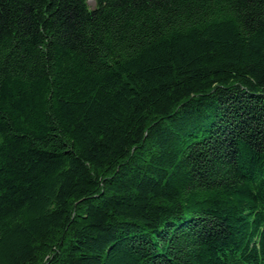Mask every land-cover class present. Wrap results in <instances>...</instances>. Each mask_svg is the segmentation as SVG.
Returning <instances> with one entry per match:
<instances>
[{
    "label": "trees",
    "instance_id": "16d2710c",
    "mask_svg": "<svg viewBox=\"0 0 264 264\" xmlns=\"http://www.w3.org/2000/svg\"><path fill=\"white\" fill-rule=\"evenodd\" d=\"M0 0V264H264V0Z\"/></svg>",
    "mask_w": 264,
    "mask_h": 264
},
{
    "label": "rangeland",
    "instance_id": "374dc122",
    "mask_svg": "<svg viewBox=\"0 0 264 264\" xmlns=\"http://www.w3.org/2000/svg\"><path fill=\"white\" fill-rule=\"evenodd\" d=\"M89 3H90L91 6L95 5V2L93 0H89Z\"/></svg>",
    "mask_w": 264,
    "mask_h": 264
}]
</instances>
